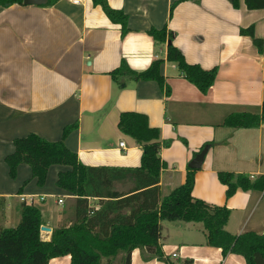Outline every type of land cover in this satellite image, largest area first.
<instances>
[{
	"label": "crops",
	"instance_id": "crops-1",
	"mask_svg": "<svg viewBox=\"0 0 264 264\" xmlns=\"http://www.w3.org/2000/svg\"><path fill=\"white\" fill-rule=\"evenodd\" d=\"M107 2L126 16L124 26L111 21L92 0L0 7V199L5 201L0 229L19 224L22 204L41 209L42 226L52 230L42 232L46 241L54 229L74 221L77 198L57 187L59 173L71 168L50 167L43 187L25 164L11 179L5 159L14 153L16 139L36 134L58 142L64 129L75 125L63 141L83 165L139 168L143 150L118 127L122 113H138L161 131L162 142L170 143L160 151L161 201L185 183L193 170L190 163L212 144L195 170L193 197L231 210L226 229L232 235H262L264 191L238 190L227 199L218 174L244 175L252 181L264 176V122L255 129L224 126L229 116L259 113L264 104V47L259 50L251 37L241 34L253 26L264 42V9L249 10L245 0H237V6L233 0ZM163 29L167 41L157 44L150 31ZM169 43L189 64L218 69L207 95L167 61ZM157 60L163 61V85L153 80L115 82L111 77L122 64L141 73ZM133 187L128 180L114 189L125 194ZM89 201L98 209V199ZM166 224L165 231L161 225L160 240L166 260L135 250L131 264H246L242 256L224 257L221 249L208 246L203 226ZM70 263V256L49 262Z\"/></svg>",
	"mask_w": 264,
	"mask_h": 264
},
{
	"label": "trees",
	"instance_id": "trees-1",
	"mask_svg": "<svg viewBox=\"0 0 264 264\" xmlns=\"http://www.w3.org/2000/svg\"><path fill=\"white\" fill-rule=\"evenodd\" d=\"M57 0H50L46 6ZM186 1V0H181ZM113 22L123 26L126 16L111 9L107 0H92ZM249 10L264 9V0H245ZM237 6V0H233ZM24 6L23 0H0V7ZM249 36L259 50L263 40L256 37L255 28L241 30ZM150 35L157 44H165L167 30H152ZM169 40V38H168ZM167 61L177 64L182 76L207 95L213 87L218 69L205 70L200 65L189 64L181 50L168 45ZM162 60L137 73L125 64L111 73L115 82L133 80L157 81L164 84L161 74ZM169 93V92H167ZM264 122V104L259 113H237L229 116L224 126L255 129ZM119 130L134 139L143 150L139 168L89 167L67 148L64 139L76 128L64 129L63 140L47 141L36 134L14 141L15 151L5 159L11 179L17 178L20 165H28L39 187L47 180L49 168L67 166L71 170L58 175L57 187L76 197L74 221L71 225L54 229L51 240L42 238V212L36 205L22 204L21 219L13 228L0 229V264H49L56 258L70 256V264H131L135 250L150 258L164 262L161 240V222L200 223L207 237V245L221 249L224 257L229 254L242 256L246 264H264V233L248 232L234 236L226 229L231 210L226 206L210 205L193 197L195 170H191L185 183L173 190L162 201L159 198L161 170L164 166L160 151L170 143L162 142L161 131L149 125L147 116L122 113ZM212 144L205 145L201 151ZM220 182L227 187L230 199L238 190L264 191V176L252 181L244 175L220 172ZM134 182L128 193L115 191L116 183ZM21 192V191H20ZM89 199H98V209ZM0 199V207L4 205ZM125 210H130L124 214ZM168 264H177L168 261ZM178 264H194L186 260Z\"/></svg>",
	"mask_w": 264,
	"mask_h": 264
},
{
	"label": "water",
	"instance_id": "water-1",
	"mask_svg": "<svg viewBox=\"0 0 264 264\" xmlns=\"http://www.w3.org/2000/svg\"><path fill=\"white\" fill-rule=\"evenodd\" d=\"M50 0H23L25 6H46ZM170 44V43H169ZM209 149L206 147L201 153L196 155L193 161L190 163L189 167L193 170H198L202 167L205 157L208 153ZM52 230L48 227H41V232L50 233Z\"/></svg>",
	"mask_w": 264,
	"mask_h": 264
},
{
	"label": "built area",
	"instance_id": "built-area-1",
	"mask_svg": "<svg viewBox=\"0 0 264 264\" xmlns=\"http://www.w3.org/2000/svg\"><path fill=\"white\" fill-rule=\"evenodd\" d=\"M69 1L72 2L75 5H80L83 2V0H69ZM121 146L123 147L124 144L122 143ZM59 203L62 204L63 201L62 200H59ZM176 257H177V255L176 254H173V258H176Z\"/></svg>",
	"mask_w": 264,
	"mask_h": 264
},
{
	"label": "rangeland",
	"instance_id": "rangeland-1",
	"mask_svg": "<svg viewBox=\"0 0 264 264\" xmlns=\"http://www.w3.org/2000/svg\"><path fill=\"white\" fill-rule=\"evenodd\" d=\"M162 224V230H166V226H167V224L166 223H168V221L167 222H165V221H163V222H161ZM198 225H200L201 227L203 226L202 224H200V223H197ZM116 264H118V261H117V263Z\"/></svg>",
	"mask_w": 264,
	"mask_h": 264
}]
</instances>
